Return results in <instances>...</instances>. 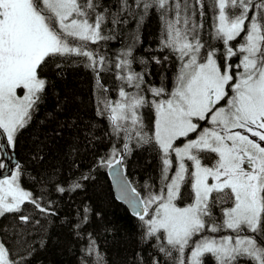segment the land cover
<instances>
[{
	"label": "snow or ice",
	"instance_id": "6c2138e0",
	"mask_svg": "<svg viewBox=\"0 0 264 264\" xmlns=\"http://www.w3.org/2000/svg\"><path fill=\"white\" fill-rule=\"evenodd\" d=\"M153 13L157 48L137 55ZM209 13L211 31L204 24ZM111 42L120 47L112 50ZM170 62V89L164 77L159 86L148 79L153 65ZM74 66L92 72L95 114L107 122L103 136L84 137L93 163L67 179L58 169L37 170L36 194L23 186L26 168L17 160L0 178V218L16 214L28 224L25 206L32 205L59 219L47 187L71 195L106 170L151 249L136 252L131 264H264V0H0V155L16 151L50 95L55 107L39 123H54V136L35 135L30 158L39 165L45 141L77 127L78 117H60L78 107V94L57 90L49 76L51 69L67 81ZM109 74L114 89L104 83ZM139 149L159 159V185L145 182L143 196L127 175ZM94 215L100 213L81 201L77 219L63 222L82 242L79 264H110L88 230ZM46 244L42 238L40 247ZM35 251L14 248L0 227V264H31Z\"/></svg>",
	"mask_w": 264,
	"mask_h": 264
},
{
	"label": "trees",
	"instance_id": "16d2710c",
	"mask_svg": "<svg viewBox=\"0 0 264 264\" xmlns=\"http://www.w3.org/2000/svg\"><path fill=\"white\" fill-rule=\"evenodd\" d=\"M205 11L207 12V9ZM204 24L205 28L211 31L210 13L204 18ZM129 27H134V24L129 25ZM159 32L160 22L157 15L153 13L142 29L143 44L137 49L136 54L147 56L146 48L148 51L156 49L159 42ZM110 47L112 50H116L120 44L119 42H111ZM136 67L137 70H140V66L137 65ZM151 72L152 75L148 79L152 83L159 86L161 78L164 77L165 84L169 89L171 88L175 73L174 62H170L164 67L153 65ZM49 76L54 80L57 90L71 87L78 94V107L74 106L72 113L61 115V122L71 123L69 116L79 119L76 128H66L62 131V137L45 141L41 153L45 159L39 165L30 158L35 152L32 140L37 134L41 139H44L45 136H54L52 132L55 127L54 123L47 125L39 123L40 120L44 119L45 110L51 111L55 107L54 96H49L45 109L37 114V121L21 137L16 151L13 152V157L16 162L19 160L26 168L23 186L33 190L36 194L41 192V186L32 180L37 170L51 172L58 169L61 179L78 175L80 170H87L93 163L94 153L85 147L84 137L86 133L93 132L96 136H103L104 132L107 131V122L95 114L92 72L82 66H74L67 69V81L56 78L55 72L51 69ZM104 83L112 89L115 88V81L110 74L105 76ZM109 95L112 99L117 97L115 90L111 91ZM92 124L95 127L89 128L88 126ZM73 147L79 148L78 154L71 152ZM98 147L100 151H103L107 144H100ZM77 163L79 169L74 166ZM127 175L133 182V186L143 196L142 185L145 182L159 185L158 156L149 149L137 150L133 154ZM47 193H50L47 195V199L54 200L58 205L59 219L45 217L32 205L25 206L28 211L24 214L33 218L28 224L19 221L16 214H7L4 218H0V227H7V236L14 248L20 252H24L27 247L36 249L34 254L29 257L31 264H79L82 242L73 235V228L63 221L71 220L74 222L77 219L76 210L80 207L81 201L90 204L94 211L100 213V216L94 215L92 217L88 230L97 237L98 243L110 264H131L135 253L142 248L151 251L148 246L140 242L141 229L138 227V220L129 212L124 202L116 197L106 170H102L96 180L90 182L84 191L61 196L48 186ZM217 215H219L218 210ZM35 220H39L40 223L36 224ZM42 238H47L45 247H40Z\"/></svg>",
	"mask_w": 264,
	"mask_h": 264
},
{
	"label": "water",
	"instance_id": "95a60500",
	"mask_svg": "<svg viewBox=\"0 0 264 264\" xmlns=\"http://www.w3.org/2000/svg\"><path fill=\"white\" fill-rule=\"evenodd\" d=\"M11 154H12V153H11ZM4 155H5V157H6V166H7V167H6L5 169H2V170L0 171V176L6 174L7 172H9L10 169H11V163H15V162H16V159H15L14 157H12L11 162L9 161V157H10V154H9V153H5ZM107 173H108V172H107ZM108 175H109V178H110V181H111V184H112L113 191H114L116 197H119L120 193H119V191L117 190V188L115 187V183H114V181L112 180L111 175H110L109 173H108ZM137 191H138V190H137ZM121 201H122V200H121ZM123 202H124V201H123ZM124 204L127 206L129 212L132 214L131 206H130L129 204H127L126 202H124Z\"/></svg>",
	"mask_w": 264,
	"mask_h": 264
},
{
	"label": "flooded vegetation",
	"instance_id": "af4514ba",
	"mask_svg": "<svg viewBox=\"0 0 264 264\" xmlns=\"http://www.w3.org/2000/svg\"><path fill=\"white\" fill-rule=\"evenodd\" d=\"M12 157H13V153L11 154L10 153V157H9V161L11 162V160H12ZM0 163H4L5 165H6V157H5V155L3 154V155H0ZM14 163H11V169H12V165H13ZM11 169H10V171H11ZM2 169H0V171H1ZM9 171V172H10ZM9 172H7L6 174H4V175H1L0 177H3V176H5V175H7Z\"/></svg>",
	"mask_w": 264,
	"mask_h": 264
},
{
	"label": "rangeland",
	"instance_id": "374dc122",
	"mask_svg": "<svg viewBox=\"0 0 264 264\" xmlns=\"http://www.w3.org/2000/svg\"><path fill=\"white\" fill-rule=\"evenodd\" d=\"M14 170H15L14 167H12L11 171L7 175H5V176H10L11 175V172L14 171ZM3 177H0V178H3ZM186 191H188V190H186ZM185 202H187V201H185Z\"/></svg>",
	"mask_w": 264,
	"mask_h": 264
},
{
	"label": "bare ground",
	"instance_id": "6f19581e",
	"mask_svg": "<svg viewBox=\"0 0 264 264\" xmlns=\"http://www.w3.org/2000/svg\"><path fill=\"white\" fill-rule=\"evenodd\" d=\"M109 176V175H108Z\"/></svg>",
	"mask_w": 264,
	"mask_h": 264
}]
</instances>
